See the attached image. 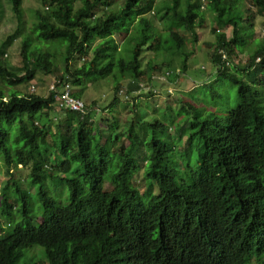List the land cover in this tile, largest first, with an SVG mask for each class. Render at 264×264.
Returning <instances> with one entry per match:
<instances>
[{"label": "trees", "instance_id": "16d2710c", "mask_svg": "<svg viewBox=\"0 0 264 264\" xmlns=\"http://www.w3.org/2000/svg\"><path fill=\"white\" fill-rule=\"evenodd\" d=\"M37 1L36 38L21 39L24 73L18 74L4 54L24 26L23 0H9L17 26L0 45V80L8 86L38 72L54 75L51 49L63 48L65 70L57 79L80 86L72 90L75 97L87 83L109 76L112 101L135 98L147 85L152 94L154 80L167 81L173 72L177 80L186 72L193 50H183L181 31L188 29L194 42L206 10L215 74L200 84L201 95L191 96L194 105L179 111L187 117L178 139L164 122L134 117L126 131L114 118L96 133L98 109L86 103L84 114L61 111L53 91L42 96L0 87V164L28 169L45 213L38 226L30 223L29 193L10 173L1 190L0 232L2 218L12 219L15 209L9 185L24 220L0 234V264H245L255 256L264 264V43L252 39L256 18L264 19V0ZM117 34L124 35L121 43ZM245 49L241 66L236 58ZM145 51L153 58L143 65ZM174 56H181L177 72ZM75 58L80 65L69 63ZM225 81L236 87L238 102L221 113ZM147 131L148 138L140 136ZM253 176L257 183H244ZM48 181L66 189L65 203L50 195Z\"/></svg>", "mask_w": 264, "mask_h": 264}, {"label": "rangeland", "instance_id": "374dc122", "mask_svg": "<svg viewBox=\"0 0 264 264\" xmlns=\"http://www.w3.org/2000/svg\"><path fill=\"white\" fill-rule=\"evenodd\" d=\"M0 3L2 6V13L0 17L1 45L6 37L16 29L17 22L10 9L9 0H0ZM22 6L24 9V26L21 28L20 36L18 35V37L12 41V43L6 48L4 54V58L7 59V63L11 66H14L18 74L24 73L20 58L21 39L24 35H30L33 39L36 38V33L33 31V24L35 21L34 11L37 8H42L37 0H23ZM205 18V26L195 29L196 40L194 42H191L193 41L192 34L188 29L184 28L181 31L186 39V44L183 50H185V52H192L193 50V53L187 60L186 72L183 74L181 71H179L181 65V56H174L172 67L174 68L175 72L179 71L180 76L177 78V80H174L175 77H173V72L171 74L172 76H169L167 81L164 80L159 82L154 80L153 85L155 87L153 91H151L152 94L148 92L151 89H149V85H147L143 86V89L141 88L135 90V98H132L133 96H129L127 98L128 101H124V99L119 96L117 101H112L114 84L111 76L86 84L80 98L88 105V110L92 107L98 109L97 111H93V119L95 120L94 129L96 133L101 129L107 128L114 121V118H116L118 121L117 124L119 126V130L126 131L131 123V119L134 117L136 120H145L146 124L153 122L154 120H160L167 124L172 139H178L180 137L179 128L183 125L187 116L186 114L180 113L179 111L182 110V106L185 104L190 106L194 105L191 96H199V94L201 95L203 91L202 87H200V84L209 81L212 78V74H215V66L211 62L208 55V45L214 41V34L211 31L212 18L210 17V12L208 10H206ZM166 26L169 28V23H166ZM220 30H223L227 36H230V27L223 26L220 28ZM115 38L119 43H121L124 39V35L117 34L115 35ZM254 38H258L261 43H264L263 18L257 17L255 20V31L252 39ZM252 39L250 40V49L254 45ZM51 50L55 51L56 55V70L54 75L38 72L31 81L18 84L13 87L6 85L0 80V87L4 90L14 89L21 94L35 93L46 96L49 93L50 84L58 80L57 76H59L65 70L64 62L62 61L61 57L63 48H52ZM209 50H211V48H209ZM89 56H91V53ZM247 56L248 52L247 49H245L244 52L237 56L236 62L241 66L245 65ZM149 58H153L151 51H145L142 54L143 65L148 61ZM81 62L82 59L78 60L75 58L69 63L72 64V66H77L80 65ZM159 77V79H163L161 76ZM121 81H123V79H121ZM71 86L74 91L80 89V86ZM220 90L222 91L220 108L222 109L221 113H224L227 109L236 106L238 98L236 96V87L230 85L227 81L220 84ZM207 98L210 97L207 96ZM51 117L54 122L57 120V118L52 114ZM135 129L138 130L139 128L136 127ZM115 131H117V129H115ZM147 132H139V134L141 137L146 136L148 138L149 131ZM182 134L183 136L178 140L180 143L187 136L188 131L185 130ZM96 137H98V135H96ZM49 152L52 154L51 157L56 154L54 147H50ZM76 166L77 162L71 163L72 169ZM109 168L112 169V166ZM10 173L12 174V180L16 181L22 189L29 193L27 202L31 209L29 212L31 216L29 221L31 224L38 226L45 215L44 208L40 200H37L40 185L38 183H31L29 175L27 176V168L18 166L8 170V168L0 164V196L2 187L8 185V182L10 181ZM140 178H144L143 171L136 176L135 182L138 183ZM257 182L258 181L255 176L244 180V183L251 185ZM47 183V188L50 191V195H52L57 200V202L65 203L68 195L67 191H65L66 189L63 190L64 187H60L61 183H52L50 181ZM7 188V192L9 193L11 200L15 203V209L13 208L12 219L2 218L3 229H1L0 232L1 235H6L11 231L16 222H22L24 220L23 215H21L19 211L21 204L19 205V202L15 200L17 197L15 189L11 185L7 186ZM245 264H260V262L255 256Z\"/></svg>", "mask_w": 264, "mask_h": 264}, {"label": "built area", "instance_id": "2783aa9c", "mask_svg": "<svg viewBox=\"0 0 264 264\" xmlns=\"http://www.w3.org/2000/svg\"><path fill=\"white\" fill-rule=\"evenodd\" d=\"M72 90L69 82L59 83V80L54 81L49 86V92H54L55 105L58 110H71L84 114L87 106L82 99L73 95Z\"/></svg>", "mask_w": 264, "mask_h": 264}, {"label": "clouds", "instance_id": "9594fccd", "mask_svg": "<svg viewBox=\"0 0 264 264\" xmlns=\"http://www.w3.org/2000/svg\"><path fill=\"white\" fill-rule=\"evenodd\" d=\"M261 264V263H260Z\"/></svg>", "mask_w": 264, "mask_h": 264}]
</instances>
